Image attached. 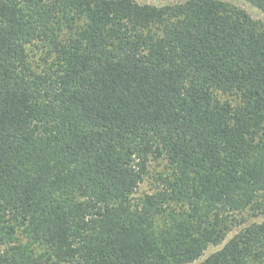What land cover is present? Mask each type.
Masks as SVG:
<instances>
[{
    "label": "trees",
    "instance_id": "trees-1",
    "mask_svg": "<svg viewBox=\"0 0 264 264\" xmlns=\"http://www.w3.org/2000/svg\"><path fill=\"white\" fill-rule=\"evenodd\" d=\"M245 212L264 27L213 0H0V264H195ZM199 264H264V222Z\"/></svg>",
    "mask_w": 264,
    "mask_h": 264
},
{
    "label": "rangeland",
    "instance_id": "rangeland-1",
    "mask_svg": "<svg viewBox=\"0 0 264 264\" xmlns=\"http://www.w3.org/2000/svg\"><path fill=\"white\" fill-rule=\"evenodd\" d=\"M136 1L142 5L163 7L166 5L182 4L187 2L188 0H136ZM213 1H217L219 3L225 4L233 12L238 10L247 13L258 24L264 27V12L260 8L254 6L253 4L247 2L246 0H213ZM166 172H167L166 161L152 160L149 167V173L145 176L144 181L141 183L137 192V196H142L147 193L154 192L157 189V187H159L160 185L161 176L166 174ZM239 217L241 224L233 226L226 240L220 245H212L211 247H209L203 258L195 264H199L200 262L211 256L213 253L220 250L230 239H232L237 233L245 229L247 226L252 225L254 223L264 222V215L256 216V215H252L249 212H245L241 214Z\"/></svg>",
    "mask_w": 264,
    "mask_h": 264
}]
</instances>
